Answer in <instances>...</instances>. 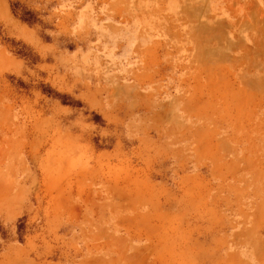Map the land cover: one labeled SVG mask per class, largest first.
<instances>
[{"label": "rangeland", "instance_id": "374dc122", "mask_svg": "<svg viewBox=\"0 0 264 264\" xmlns=\"http://www.w3.org/2000/svg\"><path fill=\"white\" fill-rule=\"evenodd\" d=\"M0 264H264V0H0Z\"/></svg>", "mask_w": 264, "mask_h": 264}]
</instances>
